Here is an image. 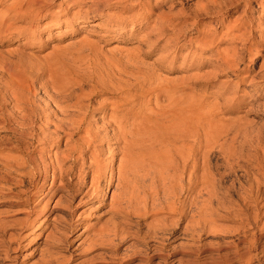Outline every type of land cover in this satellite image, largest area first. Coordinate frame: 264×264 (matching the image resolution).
<instances>
[{
  "label": "rangeland",
  "instance_id": "374dc122",
  "mask_svg": "<svg viewBox=\"0 0 264 264\" xmlns=\"http://www.w3.org/2000/svg\"><path fill=\"white\" fill-rule=\"evenodd\" d=\"M63 1L0 29V264H264V0L87 1L69 24L50 19L66 13ZM138 72L154 80L139 104L110 107L132 90L98 96ZM76 95L93 101L82 127L124 107L145 127H191L143 143L121 210L110 206L116 182L105 203L75 211L80 196L59 182L50 189V176L29 200L30 165L7 156L36 154L38 127L48 118L54 127L58 104Z\"/></svg>",
  "mask_w": 264,
  "mask_h": 264
},
{
  "label": "bare ground",
  "instance_id": "6f19581e",
  "mask_svg": "<svg viewBox=\"0 0 264 264\" xmlns=\"http://www.w3.org/2000/svg\"><path fill=\"white\" fill-rule=\"evenodd\" d=\"M48 1L50 0H13L11 4L9 3L10 5L7 4L8 6L6 7V9L4 8L5 10L3 9V11H0V29L7 28L5 26H7L8 24L12 25L14 22L12 24H10L9 22L12 20L24 21L28 17H37L43 11V8L46 7ZM87 1L90 2V7L88 6L89 8H99L98 5L100 0H64L63 3L66 7V13L64 15L54 14V16H50V19L52 20L53 18H55V22L61 21L69 24L72 19L78 17L81 14V9L86 5ZM110 1L111 0H103L105 5H111L113 1ZM114 1L121 2L122 0ZM74 6H76L78 9L74 12L69 13L68 7ZM164 34L165 33L161 31L160 36ZM134 75L135 76L131 79V81L126 80V82L120 83V86L118 85L116 88L103 87L99 89L100 93L98 94V96L107 97L109 95L108 97L115 98L117 97L116 92L119 94H125L132 90L135 92L133 95L124 99H118L116 102H113L114 106L110 107H112V109H115L116 107L126 106V104L131 102H136V104H139L141 99H143L148 93L154 92V87L150 86L154 83V80L151 72L143 74H141V72H138L137 75ZM155 85L156 89H161L158 83ZM167 87L170 88V86ZM160 91L163 92L162 90ZM70 95L71 92L69 91V94H67L66 97L68 98V96ZM156 103L157 102H155V104ZM92 104L93 101L91 99L85 100L83 99L82 95H76L73 101L70 103L64 101L63 103L60 102L57 109L60 110L59 112H61L62 115L56 121L52 120L54 127H48L51 123L50 118L45 119L43 125H41V127H38L39 131L38 134L35 135V141L40 147L37 149V151H35L36 154H28V156L26 155V158H15L13 155H7L8 157H11L12 161H14L16 164L15 166H18V168H21L22 166L25 167L26 164L30 165L31 167L28 173H30L29 176L31 178V186L33 189L31 194L29 193V200H36L37 198H39V195L46 191V186L49 180L48 178L50 176V189H52L56 185V183L59 182L61 183V186L63 185L67 189L66 193L68 198L75 201L77 197L80 196L75 206H73V204L68 206L69 209L72 208L75 211L73 207L77 208L80 205L90 201H100L102 203H105L106 196L109 193L110 188L116 182V185L114 186H120L121 189L118 196L115 192L117 197L115 196L114 192H111L110 206H114V208L118 206L121 210L123 201H126V192L131 182L136 181L137 183L138 178L141 174L140 171L142 170L145 145H143V143L149 141L151 143L156 142L157 144V142H159L164 136L161 134L163 133V131L168 132L169 130H171L172 132L174 131V133H179V130H183V132L185 131V133H187L190 132L191 129V127H151L150 124L149 127H145L143 120L141 121V118L143 119V115L139 119V122H137V116L134 117L136 114L134 115L131 109L125 107L121 108L119 111L113 110V113L109 116L108 123H105L99 127H92L91 124L88 123V126L82 127L85 118L89 114V110L91 108L90 106H92ZM189 106L179 109L184 110L186 108L187 110H189ZM150 110L153 112V109ZM146 117V119L149 120L148 116ZM130 120L132 122H129ZM151 120L152 119H150L149 121ZM108 124H113L114 127H106ZM78 133H81V135L78 136L76 140H74L73 136ZM22 134L24 133L22 132ZM63 138L65 139L64 148H61L60 143ZM20 139L19 141L22 142L23 138L22 140ZM113 144L116 145V149L112 148ZM155 145H153L152 147H154ZM164 145H166V143ZM154 148H156V146ZM105 154H109L110 157L107 158ZM157 155H155V157ZM186 159L188 160V157ZM65 176H70V178H68L71 180H66ZM21 182L22 180H19V184ZM86 186L87 188L84 190ZM130 187L132 188L133 186ZM3 192L4 191H1L0 188V193ZM13 193L15 195H19L15 193V191ZM115 202H117V206H115ZM43 209H41V212L43 211ZM32 212V209L28 210V215L26 214L27 219H25V222L22 221V226H19L21 227V229L31 226ZM17 239H19V235L11 236L9 237V242L15 241Z\"/></svg>",
  "mask_w": 264,
  "mask_h": 264
}]
</instances>
